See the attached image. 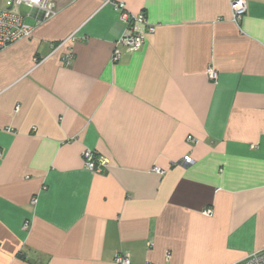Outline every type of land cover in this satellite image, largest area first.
Instances as JSON below:
<instances>
[{"label":"crops","instance_id":"obj_1","mask_svg":"<svg viewBox=\"0 0 264 264\" xmlns=\"http://www.w3.org/2000/svg\"><path fill=\"white\" fill-rule=\"evenodd\" d=\"M231 1L19 8L34 30L0 52V264H238L264 249V0L237 23ZM117 4L146 24L126 28ZM132 34L142 45H117L113 64Z\"/></svg>","mask_w":264,"mask_h":264},{"label":"built area","instance_id":"obj_2","mask_svg":"<svg viewBox=\"0 0 264 264\" xmlns=\"http://www.w3.org/2000/svg\"><path fill=\"white\" fill-rule=\"evenodd\" d=\"M2 7L0 8V52L10 45L30 38L34 27L27 25L23 21V17L19 12V8L24 6L27 8H36L43 13V18L48 19L54 15V11L51 7V0H1ZM120 11V17L124 22L126 28H130L131 24L134 22L140 24H146V20L143 15L133 16L124 11L122 4H117L115 6ZM230 11L232 16V21L237 23L239 19L246 12V2L245 0H233L230 2ZM149 32H152L153 28L149 27ZM143 43V39L140 35L132 34L129 36H122L115 44L112 54L111 62L114 64L119 59V50L117 45L129 46L132 48H139ZM70 55L66 56V62H69ZM207 76L210 80H216V72L210 68L207 70ZM17 109V107H16ZM188 143H193L194 140L191 137H187ZM82 159L84 162V167L86 170L92 173H101L104 171L107 165V160L103 158H98L95 156L94 152L87 149L82 153ZM184 165L192 164V159L188 156L182 158ZM154 171L160 172L158 168H154ZM34 203V200L32 201ZM205 216H210L212 211L210 208L205 209L202 212ZM29 222H24L23 228L28 227ZM115 264H130L127 255L120 254L115 260ZM238 264H264V249L252 252L244 259H242Z\"/></svg>","mask_w":264,"mask_h":264},{"label":"rangeland","instance_id":"obj_3","mask_svg":"<svg viewBox=\"0 0 264 264\" xmlns=\"http://www.w3.org/2000/svg\"><path fill=\"white\" fill-rule=\"evenodd\" d=\"M2 5V3H1V0H0V6Z\"/></svg>","mask_w":264,"mask_h":264}]
</instances>
